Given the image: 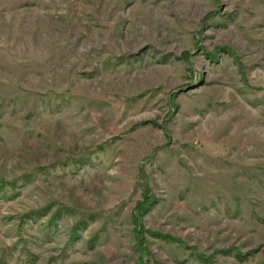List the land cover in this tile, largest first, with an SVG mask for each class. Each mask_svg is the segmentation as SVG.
Segmentation results:
<instances>
[{"label":"rangeland","instance_id":"rangeland-1","mask_svg":"<svg viewBox=\"0 0 264 264\" xmlns=\"http://www.w3.org/2000/svg\"><path fill=\"white\" fill-rule=\"evenodd\" d=\"M0 264H264V0H0Z\"/></svg>","mask_w":264,"mask_h":264}]
</instances>
